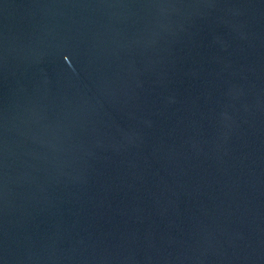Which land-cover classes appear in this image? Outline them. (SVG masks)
<instances>
[{"label": "water", "instance_id": "water-1", "mask_svg": "<svg viewBox=\"0 0 264 264\" xmlns=\"http://www.w3.org/2000/svg\"><path fill=\"white\" fill-rule=\"evenodd\" d=\"M0 264H264V0H0Z\"/></svg>", "mask_w": 264, "mask_h": 264}]
</instances>
